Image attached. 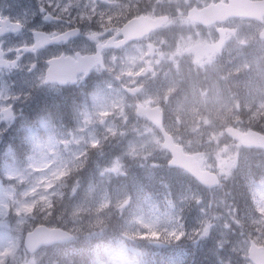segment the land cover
<instances>
[{
    "label": "rangeland",
    "instance_id": "rangeland-1",
    "mask_svg": "<svg viewBox=\"0 0 264 264\" xmlns=\"http://www.w3.org/2000/svg\"><path fill=\"white\" fill-rule=\"evenodd\" d=\"M139 2L142 4L137 10L135 9L136 0H13L4 10L0 8V19L6 12L20 19H27L28 16L44 18L45 15L50 14L58 18L57 23L61 26L81 23L90 28H97L98 24L109 20H121L129 13L138 11L137 14H140V11H151L152 8L148 6L150 0H139ZM164 3L165 8L172 6L180 15L185 8L195 4L199 5L203 3V0H164ZM57 23L53 22L55 26ZM180 27L184 28V26ZM180 27H177L170 35L177 40L173 46L184 49L186 53L204 46V43L211 39L210 33L205 31L192 32L184 37ZM241 27L240 30L229 28L226 40L231 41L227 54V63L230 62L227 75H242V79H232L226 75L220 78L222 82L226 80L230 82L234 91L228 83H224L225 97L221 93L222 90L218 91L213 85L210 90L211 97L208 98L205 95L201 97L198 93H194L183 100V102L199 100L204 103L202 110L174 109L165 112L168 128L176 139L187 150L200 152V158H203L204 164L218 173L223 184L236 178L233 174L229 180L223 179L229 165L228 153H232L234 162L239 164V176L243 178V182L240 183L242 189L240 190L239 186L236 188L237 197L226 198L220 192L204 195L201 191H196V188L184 176L178 177L168 169H158L156 160L140 159L138 163H133L131 157L125 153L132 151L135 141L141 135L149 136L153 132L142 124L132 122L128 97L123 95L118 85L116 86L110 80H100L101 87L109 88V96L112 97H109L106 106L103 100L107 94L101 92L90 93L93 95L89 94V102L86 93H75L74 99L70 98L73 93L69 94V103L63 102V106L66 105L68 109L65 121L71 123L72 126H75V123L70 121V116L73 108L77 109L81 144H74L73 149L85 145L86 148L90 147L88 164L80 172V182L76 191L77 194H81L87 189L89 201L95 203L98 208V211L94 213L97 222L101 224L106 222L112 231H118L125 219L133 215L137 220L151 219L167 226L175 225L169 235L175 236L181 244H186L191 256L196 255V250H203L205 253L212 252L213 258L217 253L220 261L219 263L214 262L216 264H249L246 256L249 243L254 242L264 246V232L258 227L250 226L244 220L250 210L257 216L264 214V210L253 209L248 191L244 187L245 179H247L259 192L261 169L257 167L250 174L243 169L249 167L245 164V158L252 167L253 164L264 162V153L243 152L237 144L228 142L224 137L225 115L228 106H231L233 111L244 110V103L248 100L253 103L254 107L264 108L261 104L264 100V43L257 42L254 26L243 25ZM186 28L190 29V27ZM87 35V40L84 39V41L88 44L95 36L90 32H87ZM22 39L25 38L18 40ZM6 44V52L14 51L20 45L18 42L11 44V41L6 38L0 39V46L5 47ZM134 53H138L137 48L131 52V54ZM118 62L116 78L121 81L124 79L127 86L136 84V82L143 84L145 90L142 96L145 99H152L157 94L158 101H162L163 92L167 97L171 88L177 90L171 84L172 80L166 78L165 74L158 73L156 77L150 73L163 70L160 68L163 64L161 62L151 60L140 62V58H135L134 55ZM9 75L11 81L8 82L11 84L7 89L2 82L3 75L0 74V83L3 84V86L0 84V108L16 99L13 86L24 83L28 79L27 76L17 72ZM251 81L254 82L255 87L251 85ZM241 89H244V92ZM35 91L43 96L59 93L53 88L41 86L36 87ZM227 99L231 103L226 101ZM54 102L55 99L52 101L53 106H55ZM19 108L17 117L23 116L27 110L26 106ZM214 118L217 119L215 123ZM238 121L246 120L244 118L236 120L229 127ZM186 122L191 125L188 133L184 132ZM261 122H264V117L261 118ZM9 125L15 126L13 121L4 122L0 115V131L3 137L8 132ZM5 128L6 131H4ZM2 151L3 148L0 149V152ZM3 164L4 162H0V166ZM141 164L144 166L141 167ZM7 167L13 170L14 162L9 161ZM101 172L104 173L103 178L100 176ZM161 176L169 177L167 179L183 187L176 193L178 196L175 201L174 199L167 200L164 197L167 195L166 189H161L157 182L153 181ZM10 196L11 193L0 186V202ZM100 204L104 207L100 208ZM109 209H113V214L106 217ZM177 209H181L182 218L174 220L173 213ZM35 225L54 228L59 226L54 220L44 221L42 219H38ZM16 227L15 221L7 211L0 212V264H12L14 259L20 264L24 259L23 253L17 255L18 248L23 246L22 240L18 239L19 233ZM136 235L141 241L159 239V233L156 231L150 233L143 231ZM189 235L192 237L191 240L187 239ZM171 252L162 255L168 259ZM205 256L207 255L198 257L204 260Z\"/></svg>",
    "mask_w": 264,
    "mask_h": 264
},
{
    "label": "clouds",
    "instance_id": "clouds-1",
    "mask_svg": "<svg viewBox=\"0 0 264 264\" xmlns=\"http://www.w3.org/2000/svg\"><path fill=\"white\" fill-rule=\"evenodd\" d=\"M261 6L264 7V3ZM49 17L50 14L44 19L48 20ZM261 27L264 28V25ZM76 34L72 30L65 32L64 37L55 33L53 36L63 39ZM35 67L33 64L32 68ZM41 80L43 81L42 75ZM261 104L264 105V100ZM4 111L10 114L11 107H6ZM76 112L74 107L70 116V121L75 126L65 121L63 113L47 109L33 117L21 116L18 123L13 117L18 145L8 144L0 152V162H4L0 166V186L11 193L10 197L0 202V212L7 211L11 215L17 226L18 239L23 240V247L18 248L17 253H23L24 256L20 264H189L187 245L169 235L175 225L167 226L151 219L137 220L134 215L125 219L118 231H112L106 222H97L94 213L98 208L89 201L87 189L81 194L76 191L80 172L89 160L85 155L86 145L73 149L74 144H81ZM262 117L264 108L254 107L251 101L246 100L244 110L233 111L228 106L225 123L244 118L250 124L260 122V127L264 128ZM6 130L5 128L4 131ZM190 130L191 125L186 122L184 132L188 133ZM0 143H3L2 131ZM125 155L130 156L133 163H138L140 159L156 160V167L160 170L172 166L171 157L155 134L141 135L135 141L132 151ZM228 157V170L223 176L225 181L239 170V164L234 162L231 152ZM9 161L14 162L13 170L7 167ZM245 164L251 167L247 158ZM257 167L262 173L259 192L247 179L244 187L253 209L264 210V162ZM100 176L103 178L104 173L101 172ZM160 183L164 188L168 187L163 179ZM99 207L103 208L104 205L100 204ZM112 214L113 209H109L106 217ZM38 219L54 220L59 226L43 238L36 239L38 229L35 222ZM244 220L264 232V214L257 216L250 210ZM143 231H156L159 239L141 241L136 234ZM187 239L191 240V235ZM64 245L70 247H62ZM153 246L172 249L170 257L156 260ZM12 264H18L17 260L14 259Z\"/></svg>",
    "mask_w": 264,
    "mask_h": 264
},
{
    "label": "flooded vegetation",
    "instance_id": "flooded-vegetation-1",
    "mask_svg": "<svg viewBox=\"0 0 264 264\" xmlns=\"http://www.w3.org/2000/svg\"><path fill=\"white\" fill-rule=\"evenodd\" d=\"M226 2L227 0H205L203 3L199 4L198 8H203L206 5L212 2ZM164 0H150L149 7H151V11L147 12V16L151 18L160 17V16H169V22L162 27L161 29L151 33L148 37L144 39L142 42L136 43L145 45V59L151 61H158L163 63L160 68L169 71V73L177 76H183L187 78H191L197 74H211V73H222V64L227 59V50H226V36H227V25L230 23L224 22L221 24H215L210 27H202L196 23H190L186 21L185 13L189 8L183 10V12L178 15L177 11L172 6H168L165 8ZM196 5V4H195ZM192 5L191 8L195 7ZM244 21L246 23H256V21H247V20H237L236 22ZM126 23V21L122 18L121 20H109L108 22H103L102 24H98V27L95 28L96 33L94 38L88 44L85 40L86 37L83 38L84 31L86 29L88 32L90 27L86 25H82L81 23H71L66 26H62L60 33H65L67 31L78 30L76 35L63 40V42L50 45L43 49H39L33 52H30L27 56L30 57L28 59L21 58L17 56V65L14 69H7V72H17L28 74L29 78V91L27 100L33 105H35L40 97V93L35 91V88L41 86L44 88H55L58 89L57 84H49L45 85L41 80V75L45 76L47 70V63L51 60L64 58L67 59L70 63H75L77 61L76 56H87L92 55L95 52V46L97 44H103L110 37H114L120 32L121 27ZM264 23V19L257 24L260 25ZM192 26L193 28L209 32L211 35L210 41L206 42L204 46H200L197 49L189 50L187 53L184 52L182 48H178L173 46L169 41V36L173 30L177 27L183 25ZM53 33L56 32H51ZM120 35L117 39H121ZM30 44V43H29ZM132 44V43H131ZM128 44L124 48L121 49H111V50H103L102 56L103 60L106 63L107 59L110 57L113 61L116 56L122 54L123 51L130 48L132 45ZM135 45V44H134ZM43 52L42 58L37 60L32 59L33 57H37L39 53ZM6 59L13 60L15 58H7ZM35 64V68H31L32 65ZM31 68V71H28ZM99 68H93L89 74L83 78H78V83L76 86H83L86 89H89V86H93L98 79ZM107 75H111L110 71L106 69L103 70ZM75 86V87H76ZM72 87V86H66Z\"/></svg>",
    "mask_w": 264,
    "mask_h": 264
},
{
    "label": "water",
    "instance_id": "water-1",
    "mask_svg": "<svg viewBox=\"0 0 264 264\" xmlns=\"http://www.w3.org/2000/svg\"><path fill=\"white\" fill-rule=\"evenodd\" d=\"M260 5V4H257ZM261 8H258L256 6H251L248 3H243V2H236L235 4H232L229 7H220V9H217L216 12L209 10L207 11L205 14L206 15H210V14H219L220 16H224V19L227 17H231V16H243V17H248V15H252L257 13ZM197 14V13H195ZM139 116L140 114H146L147 117H149V111L148 110H144V109H139L138 110ZM158 117H160L159 113L156 114ZM153 117V116H152ZM154 118V117H153ZM149 119L154 122L157 123L155 120H153L151 117H149ZM236 138H241L239 135H236ZM166 139V137H165ZM242 140V138H241ZM169 144V140L167 142V149L172 153L173 155V165L174 166H178V167H183L185 169H187L191 175L193 177H195L198 181H200L202 184H204L206 187H214L217 185V183L215 181H211V176L203 174L199 171L198 166L195 165H188L185 166L182 163H185L184 158L181 154V150L179 148L168 146ZM38 231L36 233V239H41L43 238V236H45L48 232V230H46L44 227H39L37 228ZM249 260L253 263V264H264V250L263 248H258L257 246H255L253 243H251L249 252Z\"/></svg>",
    "mask_w": 264,
    "mask_h": 264
},
{
    "label": "trees",
    "instance_id": "trees-1",
    "mask_svg": "<svg viewBox=\"0 0 264 264\" xmlns=\"http://www.w3.org/2000/svg\"><path fill=\"white\" fill-rule=\"evenodd\" d=\"M4 143H5V142H4ZM10 144H11V143H10ZM12 145H13V146L18 145L17 141H13V142H12Z\"/></svg>",
    "mask_w": 264,
    "mask_h": 264
}]
</instances>
